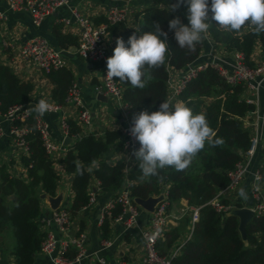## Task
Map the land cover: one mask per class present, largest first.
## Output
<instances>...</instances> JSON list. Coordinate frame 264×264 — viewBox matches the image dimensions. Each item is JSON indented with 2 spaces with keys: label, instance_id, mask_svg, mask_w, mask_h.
<instances>
[{
  "label": "trees",
  "instance_id": "1",
  "mask_svg": "<svg viewBox=\"0 0 264 264\" xmlns=\"http://www.w3.org/2000/svg\"><path fill=\"white\" fill-rule=\"evenodd\" d=\"M144 10L137 12L135 22L137 28L121 22L112 27L116 38H123L125 42L140 29V33L154 30L157 23L162 31L167 32L169 51L165 63L150 70L149 79L144 89L133 88L123 83L125 89L123 99L137 110L147 109L149 113L158 111L168 92L169 67L182 68L197 60L205 41L188 51L179 48L174 32L169 31V21L177 17L185 25L187 8L181 5L171 11L170 5L178 0H148ZM211 0H209V4ZM106 18L95 21L100 23ZM209 36L221 43L226 50V56L231 53L242 52L249 66H254L252 55L258 45L264 51V33L255 34L249 27H244L239 33L218 30V24L211 22ZM54 33L61 47L68 49L76 46L77 38L63 34L56 27ZM140 33H137L138 35ZM161 39H164L161 37ZM228 53V54H227ZM45 75L54 84L52 98L59 104L65 103L68 92L74 83V75L69 68L53 69ZM33 84L19 77L14 70L0 62V113L17 105H27L31 101ZM205 97L212 98V102L205 103ZM180 98L195 113L203 112L209 126L215 132L213 139H219L220 144L208 146L201 150L193 163L184 171L177 172L174 168L166 167L159 176L141 180L140 172L135 164L129 173H125L122 161L110 163L114 152L122 148V131L106 129L100 135L82 133L81 128L72 119L68 120L71 136H77L73 150H69L63 162L67 173L73 176L72 187L74 198L70 212L76 217L89 203L91 179L100 182L103 192L114 194L129 181V188L134 197L147 199L161 194L164 184H168V194L171 203L186 199L189 204L199 205L200 219L195 224L191 239L182 246L180 252L173 259V264H264V215L254 217L247 225V243L239 232V219L228 215V212L217 211L209 202L214 198L219 188L228 185L227 171L232 169L251 145V132L244 126L242 118L256 109V105L245 97V86L242 83L231 85L220 73L212 67L201 71L186 86ZM35 114L29 112L25 123L29 127L26 135L28 144L27 155L22 161L27 170V177H17L0 160V228L11 227L16 244L10 250L15 257V264H33L35 256L46 232L42 229V195L55 196L59 176L54 170L51 156L47 153L40 132L36 127ZM82 162L85 171L80 175L76 171L74 161ZM93 160L96 167L91 166ZM259 170L264 181V150ZM225 204H235L229 199L222 200ZM114 215L120 213V206L114 210ZM84 222L80 223V230ZM111 222L105 219L102 223L103 233L108 236ZM177 234H173L159 247L164 253L174 246ZM73 250L71 254H75Z\"/></svg>",
  "mask_w": 264,
  "mask_h": 264
},
{
  "label": "built area",
  "instance_id": "2",
  "mask_svg": "<svg viewBox=\"0 0 264 264\" xmlns=\"http://www.w3.org/2000/svg\"><path fill=\"white\" fill-rule=\"evenodd\" d=\"M70 1L8 0V4L12 10L29 11L33 23L39 26L47 16L57 13L64 6H68ZM71 13L74 22H76L79 28L78 43L76 46L77 55L84 60L104 63L99 84L95 87L96 93H101L116 99L123 114L129 116L127 125L122 129V148L120 152L130 157L132 151L140 147L139 142L131 136L129 131L132 126V118L134 114L143 110H137L124 101L123 94L125 87L118 78H113V80L106 78V61L111 55L104 47V43L105 39L113 34V26L121 22L127 23L129 21L132 10L127 6L115 4L109 8L105 16L106 20L101 23H95L89 16L80 13L76 8H73ZM209 15L211 16V13ZM6 18L7 13L0 11V23H3ZM62 21L65 25H71L73 23L72 18H63ZM209 22L211 23L212 21L210 20ZM209 38L211 39V36L207 33L205 39L208 40ZM2 45L5 49H11L13 47V43L7 39L3 41ZM18 51L22 60L31 63L36 69L44 73L50 72L53 69H70L71 67V59L62 51L54 48L48 40L42 37L26 40L19 46ZM225 54V47L221 43L213 40L210 51L205 54L202 51L197 60L188 63L182 68L171 67L172 70L170 71L168 80L166 99H171L173 103H176L179 99L181 100L180 95L185 90L187 84L197 77L201 71L209 67L215 68L229 84L236 85L242 83L253 95H257L264 82V58L256 61L255 65L251 67L246 63L245 56L242 52L237 51L231 53L228 60L223 58ZM204 55L208 56V58H203ZM248 101L252 102V100ZM49 103H51L52 108L48 113H55L59 110L63 111L62 116H60V125L67 134L69 130L68 112L74 114L75 122L81 130L93 132L95 116L85 106L82 91L79 89L76 81H74L70 88L65 103L59 104L55 101H49ZM28 107L29 104L17 105L11 107L4 115L0 113L4 118L3 121H0V140L9 138L14 146H17V148L25 153L20 156L19 162L16 163L24 169L26 167L22 158L29 153L25 138L29 133V127L25 123L26 118L29 116V112L27 111ZM251 114L255 115L253 120L249 118L243 119L244 126L251 132V145L243 154V158L232 169L227 171L229 177L228 185L219 188L214 198L209 202L219 212H228L236 207L234 206L235 204L228 205L222 200H232L235 198L234 194L237 193L242 181L249 173L252 159L261 143L263 128V122H261L262 117L257 110H254ZM35 121L46 151L51 157L68 150L66 146L55 142L52 138L49 124L44 117L35 116ZM73 137L76 138L77 136ZM13 154V151L10 149L0 151V160L3 163L9 162ZM118 156L120 158L119 153ZM132 162L136 163L134 157L130 163ZM126 167L128 166L126 165ZM11 173L20 177L18 174ZM252 186V192L256 202L252 209L257 217L262 216L264 215V181L259 169L254 173ZM160 195L164 196L163 200L157 203L154 212L150 213L148 222L141 229L143 246L142 264H173V259L178 255L182 246L191 239L195 224L200 219L201 206L194 205L192 209L187 210L186 208V210H183V213H185V216H188L190 222L188 235L182 242L177 244L175 249L164 253L159 245L161 242L170 238V227L176 218L171 215L173 203L169 199L168 190L163 191L157 196ZM95 203L96 193L90 191L89 203L85 207H90ZM119 206L120 213L114 215V210ZM140 209L141 207L135 202V197L129 188V181L127 180L117 194L111 195L108 198L100 215V223L102 224L108 218L111 224H121L123 228L122 233H130V230L139 226ZM73 220L74 218L70 212V208H58L52 211L49 218H44V223H47V225L54 223L60 233L65 236L59 238L54 232L50 230L46 231V236L41 243L40 252L51 256V264L79 263L87 255L88 237L86 233L82 230L76 232V235L70 236L75 228ZM102 243L105 247L112 245V241L106 238L103 239ZM73 250L76 251L74 255L71 254ZM99 263L105 264L103 260H100Z\"/></svg>",
  "mask_w": 264,
  "mask_h": 264
},
{
  "label": "crops",
  "instance_id": "3",
  "mask_svg": "<svg viewBox=\"0 0 264 264\" xmlns=\"http://www.w3.org/2000/svg\"><path fill=\"white\" fill-rule=\"evenodd\" d=\"M115 4L124 5L129 7L133 12H136V8L139 12L142 8H145L148 4V0H71L68 6H64L58 10L57 13L47 16L44 21L36 26L32 21V16L27 10H12L9 8L8 0H0V11L7 13V18L3 23H0V62L6 65H9L14 72L24 79L33 84V91L31 94V101L29 105H35L38 101L43 98L49 101H54L52 98V93L54 89V84L51 80L45 75L44 72L36 69L31 63L22 60L19 55V46L23 44L26 40L33 39L36 37H42L48 40V42L57 50L62 51L66 50L68 53L72 54L71 67L70 69L74 75V81L77 82L79 89L83 94V102L87 108H89L94 114L95 125L93 126V132H87L82 130V133H95L102 134L106 129H118L121 130L127 125L129 116L123 114L116 99L104 95L108 98V101L105 102L97 98L98 94L96 93V85L99 84L100 77L102 75V70L104 63L99 61H88L80 58L76 52V46H70L68 49H63L61 44L54 33V29L57 27L61 33L69 34L77 38L78 43V25L73 20V15L71 10L73 8L78 9V11L84 15L89 16L94 22L106 16L109 8ZM136 12V13H137ZM63 18H72V24L65 25L62 21ZM106 18V17H105ZM103 22V21H102ZM101 23V22H100ZM131 24L136 25L135 19L131 20ZM7 39L13 43L11 49H5L3 47V41ZM117 38L111 34L105 39L104 47L113 55V50L116 47ZM205 44L203 46L204 54L210 51L211 43H213L212 38L206 40L204 39ZM228 54V53H227ZM203 58H208V56H203ZM225 60H228L229 57L223 55ZM254 61H259L264 58V51L261 45H258L255 49L254 54L252 55ZM170 71L172 70L169 67ZM245 97L247 100H252L256 105V109L260 116L262 117L261 122H263L262 128V137L261 143L258 147L257 152L255 153L252 162L250 171L242 181L239 190L234 194V197L231 202L241 203L242 206L252 208L255 205V198L253 196V177L254 173L259 169V164L263 159V150H264V82L259 90L257 95H253L250 90H245ZM182 101V100H178ZM177 101V102H178ZM252 113V112H251ZM247 114L242 118H249L253 120L255 115ZM63 111L59 110L55 113H46L43 117L46 122L49 124L52 138L55 142L62 144L67 147L66 152H61L54 157H51L54 161L53 167L56 173L59 176L57 193L63 194V200L60 203V209L70 208L73 198L74 190L72 187V178L73 176L67 173L65 168V163L63 162L64 157L67 155L69 150H73L75 146L76 138L71 136L69 133L64 132L60 125V116H62ZM69 119H74V114L67 113ZM3 117L0 115V121H3ZM244 123V122H243ZM6 125V123L4 122ZM99 125L98 128L96 126ZM70 136L72 141L69 144H65L66 138ZM10 149L13 151L12 159L9 162L4 164L7 165V168L10 172L20 175L24 179L27 177V170L22 166L16 164L19 162L21 155L25 154L12 144V141L9 138H3L0 140V151ZM121 149L117 152H114L110 159V163H115L117 161H122L125 164V173H129L131 168L136 163H130L128 161V156L122 154ZM120 154V158L118 156ZM1 163H3L1 161ZM126 165L128 167H126ZM96 167V166H95ZM169 185L164 184L162 187V192L168 190ZM241 190H243L244 195L242 196ZM90 191L96 193V203L90 207H85L82 211L76 216L73 217V224L75 225L74 230L71 232L70 236L76 235V232H80V223L84 222L82 230L86 233L88 237L87 243V255L79 263L74 264H100L99 261L103 260L105 264H142L141 257L143 254L142 251V237L141 229L146 225L150 217V213L140 209L139 215V226L130 230V233H122L121 224L112 223L108 236H105L103 233L102 224L100 223V215L106 204L111 193L103 192L99 184V180L91 179L90 182ZM161 192V193H162ZM193 204H189L186 199H180L172 204V217H175L174 222L170 227V236L177 234V240L174 245L182 242L188 235L190 222L188 216H185L183 210L192 209ZM52 209L49 205V202L46 198L42 199V213H41V222L43 231H52L59 238H63L57 226L54 223H44V218H49L52 214ZM10 230V227L5 229L0 228V241L3 239V235ZM110 239L112 245L105 247L102 243L103 239ZM10 243L7 247H0V264H15V257L10 254V250L13 245ZM73 252V251H72ZM71 252V253H72ZM179 254V253H178ZM33 264H51V256L38 252L35 256V261Z\"/></svg>",
  "mask_w": 264,
  "mask_h": 264
},
{
  "label": "clouds",
  "instance_id": "4",
  "mask_svg": "<svg viewBox=\"0 0 264 264\" xmlns=\"http://www.w3.org/2000/svg\"><path fill=\"white\" fill-rule=\"evenodd\" d=\"M181 5L187 8L188 24H183L178 17L169 21V31L174 32L181 49L192 51L202 43L212 27L210 20L217 22L218 30L226 32L239 33L249 27L255 34L264 33V0H211L210 4L209 0H178L169 7L175 11ZM137 33L140 29H136L127 42L122 37L117 38L113 55L106 61V78H118L133 88L144 89L150 70L161 67L166 61L168 33L162 31L158 23L153 31ZM51 108V103L41 98L34 106L30 104L27 111L43 117ZM129 131L140 147L132 151L128 160L135 158L141 180L159 176L166 167L184 171L206 144L215 147L221 143L213 139L215 132L203 112L195 113L185 102L173 103L171 99L164 100L159 110L151 114L147 109L134 114ZM74 163L77 173L84 175L82 162ZM96 165L97 161L93 160L91 166ZM240 194L244 195L243 190Z\"/></svg>",
  "mask_w": 264,
  "mask_h": 264
},
{
  "label": "water",
  "instance_id": "5",
  "mask_svg": "<svg viewBox=\"0 0 264 264\" xmlns=\"http://www.w3.org/2000/svg\"><path fill=\"white\" fill-rule=\"evenodd\" d=\"M63 53L67 55L68 57L72 58L73 55L68 53L66 50H63ZM97 98L107 102L108 98L103 96V94H98ZM72 141L71 137L68 136L66 138L65 144H69ZM42 198H46L47 201L49 202V205L52 210H56L60 207V203L63 200V194H58L57 196H51V195H42ZM164 196H151L147 199H142V198H135V202L144 210H146L149 213L154 212L155 206L157 203L161 202L163 200ZM228 215L236 216L239 219V232L242 236V239L244 240L245 243H247V225L248 223L256 217L255 212L252 208L250 207H238L236 206L230 212Z\"/></svg>",
  "mask_w": 264,
  "mask_h": 264
},
{
  "label": "rangeland",
  "instance_id": "6",
  "mask_svg": "<svg viewBox=\"0 0 264 264\" xmlns=\"http://www.w3.org/2000/svg\"><path fill=\"white\" fill-rule=\"evenodd\" d=\"M145 8H142L141 10H144ZM136 10L138 11L139 9L138 8H136ZM140 10V11H141ZM136 11V12H137ZM139 11V12H140ZM136 12H133L131 15H130V18H129V21L127 22V24L129 25V26H131V27H135V28H137V24L136 25H134V24H131V20H133V19H135V15H136ZM245 90H247L246 88H245ZM213 100H212V98H209V97H205V103L206 104H209L210 102H212ZM99 127V125H97L96 126V128H98ZM119 191V190H118ZM118 191L117 192H115L114 194H111V195H115V194H117L118 193ZM110 195V196H111ZM234 206H236V205H234ZM235 208V207H234ZM233 209V208H232ZM231 209V210H232ZM230 212V211H229ZM3 239H2V241H0V247H7L10 243H13V245L14 244H16V240H15V237H14V234H13V231H12V228L10 227V230L6 233V234H4L3 236ZM176 244H178V243H176ZM12 245V246H13ZM14 247V246H13ZM12 247V248H13ZM175 247H176V245H174L173 247H171L170 249H169V251H171L172 249H175Z\"/></svg>",
  "mask_w": 264,
  "mask_h": 264
}]
</instances>
